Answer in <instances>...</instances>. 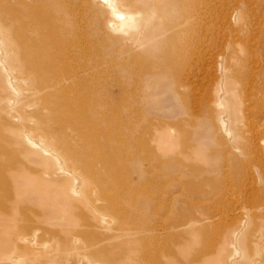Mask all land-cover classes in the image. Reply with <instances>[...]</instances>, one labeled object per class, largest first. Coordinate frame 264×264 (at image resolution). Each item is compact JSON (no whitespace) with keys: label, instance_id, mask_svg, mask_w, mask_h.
<instances>
[{"label":"rangeland","instance_id":"rangeland-1","mask_svg":"<svg viewBox=\"0 0 264 264\" xmlns=\"http://www.w3.org/2000/svg\"><path fill=\"white\" fill-rule=\"evenodd\" d=\"M63 1L64 0H59L60 3ZM250 1L253 2V0H239V1L228 0L227 2L225 0L226 4L229 5H226L224 3L225 5L223 4L222 6L218 4L217 5L214 4L212 6V9L214 8V10H216L217 8V10L218 9L219 10L218 12L217 10L215 12L214 10L213 11L211 10V14H212L211 22H213V24L216 25L217 29L210 22V24L213 25V26L210 25V28L212 27L213 31H211V35L209 37V42H211L210 46L211 45L212 46L209 47V51H208L209 54H211V57L210 55H208L209 57L208 59H210V61L207 60V62L209 61L207 65L209 64L210 68L208 69L203 68L204 70L201 69L200 71L198 70L199 72L197 71L195 73V76L197 77H194L193 83L190 84L187 83L188 86L185 85V80L179 76V72L177 71V67L179 66L180 63L173 62L168 59V56L172 51V46L176 43V41L179 38L181 39V37H170L167 40L158 41V43L156 44L155 43L153 44L152 41H148L146 43L144 42V44H141V46L137 47V45H135L133 41L135 42L140 37V35H137L136 33H134V31L132 37L123 39L122 40L123 44L121 43L120 45L114 44L110 41H109L110 42L109 45L105 44L107 42H103V41H107V40L105 38H103L102 40V36H104L103 34H101V36L96 35L97 36L96 38V36H90V34H88V31L86 32V34L89 35V36L86 35V38L83 40V42L85 43L83 44V49L85 48L86 49L85 50L82 49L83 51L80 57L81 58L80 61L82 62L81 65L85 71V75L88 74L90 70L94 69L95 71L98 70V72L103 73V75L106 78L108 77L109 80L107 78L106 80L107 82H105L104 84L103 82H101L97 85L98 83L97 82L95 84V87H97L99 90L96 88V93L89 94L87 95L88 97L87 96L80 97L83 98V100L88 99L89 101H87V104L86 101L81 102V99L76 97L75 98L73 97L72 99H69L67 101L64 100L67 103H64V107L61 109L62 117L57 116L55 118H52L55 122L53 120L51 122L53 123V125H56L55 124L56 121L59 123L60 122L63 123V121H66L68 124L70 123L68 125L69 127L67 126V129L60 128L62 131L60 130L59 132L60 134L59 138L62 137V140H64L65 138L63 144L68 143L67 146L70 149H72L71 151H75L74 153L76 155L73 154L72 158H76V159L78 158V160H76L79 164V168H77L76 170L77 175H80V177L85 178L87 174L95 176L96 174H98L99 171V174L96 175L98 178L96 176L95 178L98 179L101 183L100 185L102 190L104 191L103 194L104 197L102 196V194L97 196L94 195L95 197L93 199L99 197L100 201L97 202L99 210L102 213L105 212L104 213L105 215L109 213L111 216L108 214L109 216L107 215L104 222H100L99 220L92 217L90 213L91 211L90 205L81 201L78 203L76 202L75 203L76 205L72 206L69 209L70 213H68V209H65V212L64 210H62L61 212L56 211L57 212L55 216L56 219L54 217L51 220L52 222L43 223L41 224V226H68V224H65L67 221H72L75 224V226H89V225L90 226L91 225L92 226H127V225L128 226H147V225L176 226V224L177 226L186 225L188 226V229H186L187 232L184 231L180 233L179 236L181 237H177V246H176L177 252L183 254L191 253V252L192 254H195L196 252H199V250L200 251L204 250L205 247L211 249L212 247L216 246L222 237V235H220L221 227L224 226L225 223H226L225 226H231V229L238 228V226H240L241 223H242L241 226H255V223H258L256 224V226H264V209H263L264 205L260 204L263 201L264 192H262L263 194L262 193L256 194L254 192L255 188H258L259 186L262 187V183L260 182L259 178H257L256 176L259 175L258 172H260L259 170L263 169L264 165L261 164L260 160L259 161L255 160L254 156L251 155V153L253 154L255 148H257L258 146L262 150L264 149V143H263L264 134L256 130L258 128H256L257 125L254 123L256 121V118L258 120L261 119V116L257 111L258 109L257 110L254 109L261 107L264 103L263 101L264 96L262 95L264 94V45H262L264 44V0H254V3H250ZM12 2H14V0H9V3L12 4ZM31 2H32V7H34L35 11L40 12L41 10L43 12V13L40 12L41 14H46L45 10L48 7H51L45 0H32ZM65 2H67V0H65ZM245 2L247 4H245ZM75 3H77V0ZM158 4L159 2L157 0H150V3L148 5L149 7H147L146 10L148 11L147 13L148 17L140 21L142 22L141 26H145V28L147 27L148 30L149 29L152 30L155 27L157 28L159 24L168 23V20H166L163 12L164 9H166L167 7L165 5H161V4L158 5ZM238 4H240V6H238ZM247 5L248 8H246ZM133 6L136 7V5ZM225 6L226 7L228 6L227 7L228 9L225 8ZM16 7L19 8V5H16ZM129 7L130 6H128L127 4H125V6H122V8L125 10L130 9ZM222 7L225 9H223ZM229 7L231 9L230 12H229ZM237 7H239L240 9L239 14L243 13V15L241 14L242 15L241 26L239 25L235 29V27H233L235 26V24H230V21L228 20L229 17L232 16L233 13H235V9ZM141 10L143 11V9ZM222 13L224 16L222 15ZM228 13L231 14L229 15ZM244 14L247 16H245ZM225 16L227 17L225 18ZM244 16L245 18L248 17L246 18L248 20H246ZM244 19L246 20V22ZM220 20L222 21V23ZM219 21L221 23V27L219 25L220 24ZM38 22H40L42 27L41 28L42 32L40 33V35L43 36L41 40H43L44 42L50 40L52 42L53 40L55 41L58 38H60V36H63L61 35V31L59 30L60 29L59 20H54L52 18H49L47 19V21L43 19V21H38ZM91 22H93V20ZM0 23L2 24L3 22ZM86 23L88 24L89 22L86 21L85 24ZM255 23L257 24L255 25ZM85 24L83 23L84 26L87 25ZM92 24L94 26H97V23L95 24V22H93ZM227 24L229 25L227 26ZM35 26H36L35 22L31 21V31L26 30V32H24V29L20 28L17 32L18 34H16V32L14 31L12 32V34L14 35L12 37L18 35L15 39L22 40L21 35H23V33H26L27 35L31 34V39L35 40V37H37L36 36L37 33L34 32L33 30ZM249 26H250L249 29L252 28L254 29V30L252 29L253 32L247 29ZM229 27L232 28L231 30L232 32H237L240 35V37H242V35L244 37H248L249 39L252 37L251 38L252 40L251 39L249 40L248 38H246L247 39L246 40L243 37V39H245L244 41H247L251 44L253 48L251 52H247L248 53L247 54L245 53L246 51L240 50L237 52V51H232V49H226V51L223 52L220 49L219 44L225 42L223 38L225 39L226 36L228 35L230 36V34H232V32H230L231 28ZM13 28L14 26L11 25L10 29ZM16 29L17 28L13 30L16 31ZM223 29L229 32H225V30ZM214 31L216 32L214 33ZM249 31L252 33H250ZM243 32H245L246 35L243 34ZM110 33L111 32H108V34ZM114 34L117 35L119 33H114ZM222 34L224 37L222 36ZM247 34H251L252 36L250 35L247 36ZM253 35L255 36V38ZM184 36H186L185 33L182 35V39H181L182 42L186 40L187 36L186 37ZM219 36L222 38H220ZM71 37L72 36L69 35L70 39ZM258 38L259 40H257ZM63 39L65 38L63 37ZM98 39L100 40L101 43L102 42L103 43L101 44L98 41ZM220 39H222L221 42H219ZM37 40H35L34 42L38 45H41L40 39L38 41ZM261 42H262L261 44L262 46L259 45ZM0 44L2 46V49L6 47V40L2 38L1 35H0ZM217 44L219 47L216 46ZM110 46L111 49H109ZM116 46L117 48H115ZM118 46L120 48L122 47V49L119 48L122 51L118 49ZM261 48L263 49L262 51L263 53H261ZM123 50L124 51L128 50V51L124 52ZM113 51L114 53H112ZM116 51L118 53H115ZM85 52H87V54ZM88 52H91L89 53L90 54L89 56H88ZM244 53L245 55L243 56ZM91 54H93V56ZM4 56L6 58L7 54L5 53ZM1 57L2 55L0 54V58ZM94 57H95L94 59L95 61H92L93 63H91L90 60L91 59L93 60ZM218 57H220L219 60L221 62L219 63V65L222 67L221 69H223L224 71L225 74L224 77L222 76L223 72L222 70H220V66H218V62H219L217 61ZM227 57L230 60L229 59L227 60ZM85 58L86 59L88 58L87 59L88 62L86 61ZM215 59L217 62L215 61ZM94 62L96 64H94ZM215 65L218 67L216 68ZM252 67L254 69H252ZM217 69L220 73L217 72ZM104 71L106 72L104 73ZM191 72H195V71L193 70ZM238 75H240V77H236ZM5 77L6 75L4 71L0 70V82H1L0 95H2V98H5L1 101V105H0L1 106L0 166L5 165L6 167L9 168L11 164L12 165L15 164L17 166L14 169L11 170L5 169V171L0 172V179L1 178L3 179V180L1 179L2 181H0V190H1L0 199L2 204L11 203L10 199L8 198L6 199L4 195L7 189H9L8 191L9 196L11 195L13 197V201L16 200L18 202L19 212L10 213L8 207H3V205H1L0 218L4 219V221L0 219V226H31V220L45 219L44 217L42 218V216H44L45 209L43 208V205L40 204L38 199L43 200L44 198L43 194H46L48 193V191L51 190V187H53L52 183L56 184L57 182L59 183L62 180H60L58 176H55L52 179L51 178H47L46 180L43 179V182L45 181L44 186L36 182L40 175L38 172V166L37 164H35V162L27 161L24 155L26 149L20 143L19 139L16 136L12 135L11 127L15 125H19L23 127L25 125L26 129L30 130V134L32 132V135L35 139L43 140L42 142H46L49 149H51L55 153L58 154L61 153L62 147H60L56 143L49 142V140L45 137L46 133L43 132L41 129L36 131L33 130L32 128L33 122H31L30 120L35 115V113L32 112L33 109L35 110L37 107L41 105L50 107L53 103L56 102L57 100L56 97L58 96V93H56L57 92L56 90L54 91L50 90L46 93L47 95L43 93L31 94L30 93L31 85L26 80L17 82L16 86L18 89L17 92H15V95L14 93H7L5 90L4 91L2 90L4 89L3 83ZM238 78H241L242 80L239 79L240 80L239 81ZM101 84L103 85L101 86ZM107 85H109V87ZM219 85L220 87L223 86L221 90H219L220 88ZM100 88L103 90V93L101 92ZM113 88L115 89L113 90ZM123 93L127 94L125 95L127 98H125ZM220 93L222 94V96H220L221 95ZM10 94H12L13 97ZM50 95L51 97H49ZM246 95H248L249 97ZM48 97L49 99H47ZM9 98L12 101L13 105L9 104L10 106H8L7 100ZM109 99L110 101L111 100L112 101L110 102ZM216 99L217 101L219 99V102H216ZM31 100L34 102L33 106H31ZM48 100L50 101L48 102ZM100 100L103 102H101ZM218 103L219 105L221 103L222 104L220 106H217ZM83 106L84 109H82ZM64 109H69L71 111L69 112L67 110L68 112L67 113L64 111ZM62 112L64 113V115ZM90 112L91 114H89ZM32 113L34 114L32 115ZM219 113L222 114L224 113L223 114L224 119L225 117H227L226 118V120L228 121L227 128H229L231 131L227 133L220 130H217V132L215 131L216 129L215 126L213 125L212 119L218 115H222ZM26 114L28 115L27 117ZM10 115L12 116V119H10L11 118ZM254 115H255V120L253 118ZM13 116H15V118ZM212 116L214 117L211 119ZM249 117L250 120L248 119ZM252 124H254L255 127L252 126ZM232 127L233 129H231ZM128 131L130 132L128 133ZM83 132L84 133L88 132L89 135L87 133H85L86 134L85 135ZM63 133H65L67 137ZM228 133L231 134L229 135ZM259 133L263 137H261ZM112 134L114 136V140ZM251 134L254 137L250 139ZM257 134L259 135L260 138H263V140H261L260 138L258 139L259 144L258 141H254L255 138H256L255 140H257L258 138ZM110 136H112L111 138L112 141H110L111 139H109ZM86 137L89 138L90 140L92 138L91 140L92 142H89L90 140L87 139ZM93 137L94 139L96 138L95 139L96 141L93 139ZM132 138L133 140L135 139L138 140L135 141V143H133L134 141L132 140ZM127 139L130 141H128ZM70 142H72L73 144H71ZM74 142L77 144H75ZM85 144H89L87 149L85 147L87 145ZM70 146L73 148H71ZM90 147L94 149H90ZM99 149H101V151H99ZM242 149L247 150L246 154H248L249 156L245 157L241 155L243 151ZM76 151L78 153L79 152L82 153L81 157H80L81 153L78 154L76 153ZM89 151L90 153L91 151H93L94 153L93 152L92 153L94 155L92 153H91L92 155H89L90 154ZM227 154L229 156H226ZM83 156L85 157L83 158ZM87 156L89 158L92 156L91 160L94 159L92 160L94 162L89 161L90 159L88 160ZM205 158H207V160H211L210 162L214 163L212 165L213 169L210 170L211 172L210 171L205 172L208 165H205L203 162H201L200 164V161H202L201 159H205ZM233 159L240 160L239 161L240 163L237 164L239 165L238 167L236 163H232ZM88 161L90 164L92 163L95 164V165L92 164L93 166L89 164V166L93 167V168L90 167L91 168L90 170L86 169L88 168ZM80 162L82 165L80 164ZM85 162L87 164H85ZM228 163L234 166H232L231 168V165L230 164L228 165ZM224 164L228 166V169L223 166ZM65 165L66 166L71 165V162L67 161L65 162ZM254 165H257L259 168L257 167V170H253L254 168L256 169ZM102 166L104 167L107 166L106 167L107 170L108 168H110L112 171L109 169L108 172H106L107 171L106 168L102 169ZM236 168L240 171L243 184L246 183L247 186L250 185L249 183L251 181L250 178L253 177L252 183L255 184L256 182V187H253V184L251 183V188L247 187V189H245V191H243L242 193H240L241 191L238 192L239 190L237 189L236 192V189L234 190L235 185H232L233 188L231 186L232 182L235 183V181L232 179H234L233 173ZM82 169L83 171L84 169L87 170L86 171L87 174L85 173V171L83 172ZM114 170H116L117 172L116 171L113 172ZM25 171L27 172L26 174ZM198 172H200V174ZM218 172L219 175L217 174ZM248 175H251L252 177ZM102 177L103 179H101ZM206 177L209 180L207 181L204 180ZM19 179H20L19 183L20 185H22L21 186L22 189L24 188V186L25 187L32 186L33 189L41 187L42 188L41 192H39L41 197H39L40 195L36 196V194L33 192L31 193V191L25 192L24 190L15 189L14 185L15 183H17V180ZM243 184L241 186L246 187V185ZM192 185H194L193 186L194 188L192 187ZM195 187L196 188L199 187V190L202 189V192H200L199 190L198 192ZM154 188L156 190H154ZM158 188L159 191L161 190L160 192L157 190ZM249 193H251V195ZM261 197L262 199H260ZM247 200L250 201L251 205H249L250 203ZM240 203L244 205L243 208ZM109 204H112L111 206L113 209L112 208L110 209ZM246 206H248V208ZM256 206L258 208H256ZM115 207H117L116 210ZM237 208L241 210L237 211ZM144 209L147 210L145 211V213H147L146 215L145 213H143ZM254 209L257 210V212ZM220 212H221V217L219 218ZM243 213H245V215H243ZM143 215L144 217L147 216L148 219L147 217L144 219ZM248 215H250L251 219ZM216 216H218V218ZM260 216L261 218H259ZM207 218L208 220H206ZM211 218L214 220L212 221ZM5 219L6 221L7 220L8 221L6 222ZM10 219L18 222L15 221L12 222ZM142 220L145 222H143ZM192 220L195 222L192 223ZM256 220L260 222H257ZM209 221L211 223L213 222L212 225H210L211 223H207ZM4 222H6V224ZM53 222L56 224H53ZM61 223H64L65 225L63 224L60 225ZM73 223L72 226L74 225ZM207 226L209 227L208 228L209 230L207 229L208 231L206 230ZM210 228L213 230V232L210 230ZM209 232L212 233V235H210ZM214 232H216V234ZM250 232L253 233L254 235L253 234L251 235ZM250 232L248 230H245L243 234L248 235V237H250L252 240L254 238L257 240L259 239V242L261 243V240H263L264 237V233H263L264 227L260 231H255V233L253 231ZM205 236L206 237L209 236V239L208 237L206 238ZM113 240H118V239H113ZM206 240L208 241V243ZM203 245L205 246L203 247Z\"/></svg>","mask_w":264,"mask_h":264},{"label":"bare ground","instance_id":"bare-ground-1","mask_svg":"<svg viewBox=\"0 0 264 264\" xmlns=\"http://www.w3.org/2000/svg\"><path fill=\"white\" fill-rule=\"evenodd\" d=\"M31 1L32 0H14V2H12V4H11V3H9V0H0V22H3L2 24L0 23V35L2 38H4L6 40V47L5 48L2 49V46L0 44V54L2 55V57L0 58V70L4 71V73L6 75V77L4 79V83H3L4 89H2V90L3 91L5 90L7 93H14V95H15V92H17V89H18L16 86L17 82L22 81V80H26L31 85V92H30L31 94H41V93L46 94L50 90H52V91L56 90L57 91L56 93H58V96H57L58 98L56 97L57 100L55 103H53L50 107L41 105L42 107L39 106L35 110L33 109L32 112H34L35 115H34V117H32V115L34 114V113H32V115H31L32 118L31 117H29V118H31L30 120H31V122H33V126H32L33 130L36 131V130L41 129L43 132H45L46 133L45 137L49 140V142L56 143L60 147H62L61 153L58 154V153H55L54 151H52L51 149H49L47 146V143L42 142L43 140L35 139L32 135V132L30 134V130H27L25 125L23 127L19 126V125H15V126L11 127V133L13 136H16L19 139L20 143L26 149L24 155H25V158L27 159V161L28 162H35V164H37L38 172L40 174L39 178L36 181L38 184L44 186L45 181L43 182V179L44 180H46L47 178L52 179L55 176H58V178L62 181L59 183L57 182L56 184L52 183L53 187H51V190L48 191V193L43 194L44 195L43 200L41 199L42 200L41 201L38 199L40 204H42L43 208L45 209L44 210V216L40 215V216H42V218L43 217L45 218L44 220H31V226H0V264H264V237L260 243L259 239L257 240L254 238L255 240L253 239L254 240L253 241L250 237H248V235L243 234L245 232V230H248L249 232L253 231L254 233H255V231L262 230V228L264 226H256V224H258V223H255V226H241L242 225V223H241V225L238 226V228H236V229H231V226H225L226 225V223H225V225L221 227V234L220 235H222V237H221L220 241L218 242V244L216 246L212 247L211 249H208L205 247L204 250H202V251L199 250V252H196L195 254H192V252L183 254V253L177 252V250H176L177 237H181V236H179L180 233H182V232L186 231V229H188V226H186V225L185 226H177V224H176V226H148V225L147 226H128L126 223L127 226H92V225L91 226L90 225L89 226H75V224L72 221H67L65 224H68V226H41V224H43V223L52 222L51 220L56 216V213H57L56 211L61 212L62 210H64V212H65V209H68V213H70L69 209L72 206H75L76 202L78 203L81 201L90 205V207H91L90 213H91L92 217L99 220L100 222H104L107 215L109 214V213L108 214L106 213L107 215H105L104 214L105 212L102 213L99 210V207L97 205V202L100 201L99 197L93 199L97 195L102 194V196H103V194H104V191L102 190L101 185H100L101 184L100 181L95 178V176L99 174V171H98V174H96V172H95L96 175L93 176V175L87 174V172H86L87 170L84 169L85 173L87 174L85 176V178H82V177H80V175H77L76 170H77V168H79V164L76 160H78V158L77 159L72 158L73 154H75L74 153L75 151H71L72 149H70L67 146L68 143L63 144V141H65V138H64V140H62V137L59 138L60 130L61 129H67V126L70 123L68 124L66 121H63V123L62 122L59 123L56 121V123H55L56 125H53V123L51 122L53 120L52 118H55L57 116L62 115L61 109L64 107V103H67L65 101L72 99L73 97L74 98L75 97L80 98L82 96L85 97L89 94L96 93L97 87H95V84L97 82H98L97 85L101 82H103V84L105 82H107L106 80L108 77L106 78L103 75V73L98 72V70L95 71L94 69H92V70H90V72H88V74L85 75V71L81 65L82 62L80 61L81 60L80 57H81L82 51L86 49V48L83 49V44H85L83 42V40L86 38V35H87L86 32L88 31V34H90V36H96V35L101 36V34H103L104 36H102V40H103V38H105L107 41H103V42H107L105 44H108V45L110 42L117 44V45L118 44L120 45L121 43L123 44V41H122L123 39L131 38L132 35L134 33H136L137 35H140V37L135 42L133 41V43H135V45H137V47L141 46V44H144V42L146 43L148 41H152L153 44L154 43L156 44V43H158V41L167 40L170 37H181V39H182V35L185 33V35L187 36V37L184 36V37H186V40H184V42H182V40L179 38L176 41V43L172 46V51L170 52L168 59L170 61L180 63L179 66L177 67V71L179 72V76L185 80V85L188 86L187 83H189V84L193 83L194 77H197V76H195V73L198 70L200 71L203 68H205V69L210 68L209 64L207 65V63L210 61V59H208L209 58L208 55H210V57H211V54H209V52H208L209 47L212 46V45L210 46L211 42H209V37L211 35V31H213V28L211 27L212 28V30H211L210 25L211 26L214 25L213 22H211L212 21L211 20V15H212L211 10L212 11L214 10V8L212 9V6L214 4H216V5L218 4V5L222 6L224 3L226 4V2L228 0H226V2H225V0H157L159 2V4L165 5L167 7L166 9H164L163 12H164V16H165L166 20H168V23L159 24V26L157 28L155 27L152 30L151 29L148 30L147 27L145 28V26H141L142 22H140L144 18L148 17V15H147L148 11H146V10H147V7H149L148 5L150 3V0H77V3H75L76 0H67V2H65V0H64L61 3L59 2V0H45L49 4V6H51L45 10L46 14H41L40 13V12H42L41 10H40V12L35 11L34 7H32ZM237 1H239V0H237ZM250 3H254V0H253V2L250 1ZM125 4L130 6L129 7L130 9H128V10L123 9L122 6H125ZM245 4H247V3L245 2ZM16 5H19V8L16 7ZM133 5H136V7H134ZM226 5H229V4H226ZM238 6H240V4H238ZM227 7L225 6V8H227ZM225 8H223V9H225ZM246 8H248V5ZM141 9H143V11ZM250 9H251V7H250ZM216 10H217V8H216ZM216 10H214V12ZM218 10H217V12H218ZM230 10L231 9L229 7V12H230ZM239 13H240V9H239V7H237L235 9V13H233L232 16H230L229 20H228V21H230V24H235V26H233V27H235V29L237 26H239V25L241 26V24H242L243 13H241L242 15ZM226 14H227V12H226ZM245 14H246V12H245ZM222 15H223V13H222ZM217 16H220V15H217ZM245 16H247V15H245ZM245 16H244V18H245ZM226 17L227 16H225V18ZM49 18H52L54 20H59V22H60V24H59L60 29L59 30L61 31V35H63V36H60V38H58L55 41L53 40L52 42H51V40L44 42L43 40H41V38H43V36L40 35V33L42 32V30H41L42 27H41L40 22H38V21H43V19H45L47 21V19H49ZM213 18H214V16H213ZM246 18H248V17H246ZM91 19L93 20V22H95V24L97 23V26H94L92 24L93 22H91L92 21ZM246 20H248V19H246ZM246 20H245V22H246ZM31 21H34L35 25H36L35 28H33L34 32L37 33L36 34L37 37H35V40H37L39 38L41 41V43H40L41 45L36 44L34 42L35 40L31 39V34L27 35L26 33H23V35H21L22 40L15 39L18 35L17 36L15 35V37H12V36H14L12 34V32L14 31V32H16V34H18L17 32L20 28H23L24 32H26V30L31 31ZM84 21L85 22L87 21L89 23L88 24L86 23L87 24L86 25ZM220 21H219V23H220ZM210 22L213 25L210 24ZM225 22H227V21H225ZM14 23H15V25H14ZM83 23L86 26H84ZM221 23H222V21H221ZM221 23L219 24L220 27H221ZM256 24L257 23H255V25ZM11 25L14 26L13 29L17 28L16 31L13 29H10ZM228 25L229 24H227V26ZM214 26L217 29L216 25H214ZM253 26H254V24H253ZM224 27H225V25H224ZM229 28H231V27H229ZM249 28H250V26L247 29H249ZM235 29H233V30H235ZM252 29H249V30H251L253 32L254 29L253 30ZM223 30H225V29H223ZM231 30H232V28L230 29V32H232ZM133 31H134V33H133ZM244 31H245V29H244ZM108 32H111V33L108 34ZM215 32L216 31H214V33ZM225 32H229V31L225 30ZM252 32H250V33H252ZM114 33H119V34L115 35ZM112 34H114V35H112ZM243 34H245V32H243ZM69 35L72 36L71 39L69 38ZM248 35L252 36L251 34H247V36ZM87 36H89V35H87ZM222 36H223V34H222ZM228 36H226V38H227V39L225 38L226 40L223 38V40L225 41L224 43L219 44L220 49L223 52H225L226 49H232V51H237V52L240 50H243V51H246L245 53L251 52L253 50L251 44L247 41H244L248 37H244L243 35H242V37H240V35L237 32H232V34H230L229 37ZM63 37L65 39H63ZM243 37L245 39H243ZM96 38H97V36H96ZM220 38H222V37H220ZM254 38H255V36H254ZM217 39H219V38H217ZM221 40L222 39H220L219 42H221ZM257 40H259V38ZM98 41L100 42L99 39H98ZM152 42H151V44H152ZM262 42H263V40H262ZM262 42L260 44L259 43L258 44L261 45ZM105 44H104V46H105ZM255 45H256V43H255ZM262 45H264V44H262ZM216 46H218V44ZM115 48H117V46ZM119 48L120 47L118 46V49ZM109 49H111V46ZM120 49H122V47ZM148 49H151V48H148ZM91 51H92V49H91ZM108 51H110V50H108ZM114 51L112 53H114ZM120 51H122V50H120ZM126 51H128V50H126ZM126 51H124V52H126ZM262 51H263V49L261 48V53H263ZM148 52H149V50H148ZM5 53L7 54L6 58L4 56ZM85 53L87 54V52H85ZM89 53H91V52H88V56L90 55ZM115 53H118V52L116 51ZM245 53L243 54V56L245 55ZM91 55L93 56V54H91ZM212 56H214V55H212ZM257 56H259V55H257ZM90 58H92V57H90ZM87 59H86V61H87ZM94 59H95V57L93 58V60L91 59L90 62L93 63L92 61H95ZM216 59H215V61H216ZM219 59H220V57H218V60H217V61H219L218 66H220L219 63L221 62ZM228 59L229 58L227 57V60ZM207 60H209V61L207 62ZM82 61H83V59H82ZM94 64H96V63L94 62ZM117 65H119V64H117ZM218 66H216V68ZM241 66H242V64H241ZM253 66H256V65H253ZM244 67H242V68H244ZM221 68L222 67L220 66V70H222V72H223L222 76L224 77L225 74H224L223 69H221ZM218 69H217V72H219ZM252 69H254V68L252 67ZM193 70L195 72H191ZM233 70H235V69H233ZM105 72L106 71H104V73ZM213 75H214V73H213ZM220 76H221V74H220ZM236 77H240V75H238ZM239 79L242 80L241 78H238V80ZM108 80H109V78H108ZM195 80H196V78H195ZM103 84H101V86ZM107 86L109 87V85H107ZM116 87H117V85H116ZM219 87H220V85H219ZM222 87L223 86H221L219 88V90H221ZM114 89L115 88H113V90ZM118 89H119V87H118ZM101 92L103 93L102 89H101ZM50 94H52V93H50ZM222 94L220 96H222ZM10 95H12V94H10ZM125 95H127V94H124V96ZM248 95H246V96H248ZM262 95L264 96V94H262ZM12 97H13V95H12ZM49 97H51V95ZM49 97L47 99H49ZM89 97H91V96H89ZM86 98H84V99H86ZM125 98H127V97L125 96ZM3 99H5V98H2V95H0V105H1V101ZM80 99H81V102L86 101V104H87V101H89L88 99L87 100H83V98H80ZM32 100H31V106L34 105V102ZM94 100H95V98H94ZM225 100H226V98H225ZM258 100H260V99H258ZM7 101H8V106H10L9 104H12V101L10 100V98ZM7 101H6V104H7ZM26 101H28V100H26ZM49 101L50 100H48V102ZM109 101H110V99H109ZM263 101H264V99H263ZM90 102H91V100H90ZM101 102H103V101H101ZM216 102H219V99H218V101L216 99ZM220 105H219V103L217 104V106H220ZM90 106H87V107H90ZM258 106H259V104H258ZM258 106H256V107H258ZM0 108H1V106H0ZM11 109H13V108H11ZM79 109H78V111H79ZM82 109H84V106L82 107ZM67 110L69 112L71 111L69 109H64L65 112H67ZM96 110H95V112H96ZM254 110H257L259 115L261 116V119L258 120L256 118L255 122H254L255 115L253 117L254 118L253 122L257 125L256 128H258L256 130L259 131L260 133L264 134L263 133L264 132V103L261 107L255 108ZM15 111H16V109H15ZM102 111H104V110H102ZM86 113H87V111H86ZM89 114H91V112ZM100 114H101V112H100ZM107 114H108V112H107ZM219 114H222V113H219ZM223 114L218 115L216 117L212 116L211 119L214 117L212 120H213V125L215 126V129H216L215 130L216 132H217V130H220V131L227 133L231 130L229 128H227V122H228L226 120L227 117H225V119H224ZM225 114H227V113H225ZM63 115H64V113H63ZM250 115H251V113H250ZM15 116H13V117L15 118ZM27 116L28 115L26 114V117ZM206 118H208V117H206ZM10 119H12V116ZM248 119L250 120V117ZM16 120H17V117H16ZM24 120H25V118H24ZM85 125H86V123H85ZM132 126H131V128H132ZM252 126L255 127L254 124H252ZM72 128H73V126H72ZM204 128H205V126H204ZM129 129H130V127H129ZM231 129H233V127ZM252 129H254V128H252ZM252 129H251V131H252ZM201 130H203V129H201ZM130 131H128V133ZM169 131H171V130H169ZM77 132H78V130H77ZM85 133L88 134V132H85ZM244 133H245V131H244ZM253 133H255V132H253ZM63 134L65 135V133H63ZM112 136H113V134H112ZM112 136H110L109 139H111ZM141 136H143V135H141ZM260 136L263 137L264 135L262 136L260 134ZM80 137H83V136H80ZM201 137H203V136H201ZM252 137H254V136H252V134H251L250 139ZM38 138H41V137H38ZM133 138H132V140H133ZM229 138H230V136H229ZM259 138L260 137L258 135L257 140H255L256 139L255 138L254 141H258ZM87 139H89V138H87ZM93 139H94V137H93ZM129 139H130V136H129ZM260 139L263 140V138H260ZM89 140H87V141H89ZM91 140H92V138H91ZM91 140L89 142H92ZM113 140H114V136H113ZM137 140L136 139L133 140L134 141L133 143H135V141H137ZM110 141H112V139ZM110 141H108V142H110ZM128 141H130V140H128ZM70 143L73 144L72 142H70ZM75 144H77V143H75ZM89 144H91V143H89ZM89 144H85V145H87V146H85L86 149H87ZM258 144H259V141H258ZM91 147H92V145H91ZM91 147H90V149H94ZM71 148H73V147H71ZM74 149H76V148H74ZM84 151H85V149H84ZM99 151H101V149H99ZM87 152H88V150H87ZM92 152L93 151H91V153ZM76 153H78V152L76 151ZM80 153L81 152H79L78 154H80ZM89 153H90V151H89ZM91 153L89 155H92L94 152L92 154ZM246 153H247V150H243L241 155H243L245 157L249 156ZM81 155H82V153L80 154V157H81ZM251 155L254 156L255 160H258V161L260 160L261 164L264 165V149L262 150L258 146L257 148H255L253 154L251 153ZM226 156H229V155L227 154ZM84 157L85 156H83V158ZM91 157L90 158L88 157L87 159L88 160L90 159L89 161L94 160V159L91 160ZM100 160H101V157H100ZM201 160L202 161H200V164H201V162H203L205 165H208L205 172L206 171L208 172L211 169H213L212 165L214 163L210 162L211 160H207V158L201 159ZM222 160H221V162H222ZM67 161H70L71 165L66 166L65 162H67ZM89 161H88V168H86V169L90 170L91 168H93L91 166H93L92 164H94V163H92V162H94V161L91 162L92 164H90ZM239 161L240 160L233 159L232 163H236V165H237L240 163ZM81 162H80V164H81ZM85 164H87V163L85 162ZM89 164L91 166H89ZM229 164L230 163H228V165ZM225 165L226 164H224L223 166L228 169V166L226 165L227 166L226 167ZM16 166L17 165H15V164H13V165L11 164L10 168L6 167L5 165L0 166V172L5 171V169L6 170L14 169V168H16ZM232 166H234V165H231V168H232ZM238 166L239 165H237V167ZM254 166L256 167V169L254 168L253 170H257L258 166L257 165H254ZM106 167L107 166H105V167L102 166V169L106 168ZM109 169L110 168H108V170ZM236 169L233 173L234 179H232L235 181V183L232 182L231 186L235 185L234 190L236 189V192H237V189H238L239 190L238 192L241 191L240 193H242L243 191H245V189H247V187L251 188V183H252L253 177L251 175H248V176H251L252 178H250V180H251L249 182L250 185L247 186L246 183L243 184L242 179H241V175H240V171L238 169L237 170ZM263 169H264V167H263ZM263 169L259 170L260 172L257 171L259 175L256 174L257 175L256 177L259 178L260 182L262 183V187L259 186L260 188L259 187L255 188L254 192L256 194L264 192V170ZM106 170H107V168H106ZM108 170L106 172H108ZM82 171H83V169H82ZM115 171L116 170H114L113 172H115ZM257 172H255V173H257ZM26 173L27 172L25 171V174ZM104 173H105V171H104ZM198 173L200 174V172H198ZM217 174L219 175V172ZM100 175H102V174H100ZM253 176H255V175H253ZM1 179H0V181L3 180V179L2 180ZM101 179H103V177ZM104 179H105V177H104ZM204 180L207 181L209 179L206 177ZM19 181H20V179L17 180V183H15V185H14L15 189L24 190L25 192L31 191V193L32 192L35 193L36 196L40 195L39 192H41V189H42L41 187L33 189L32 186H26V187L24 186V188L22 189V187H21L22 185H20ZM241 182L243 185H246V187L241 186L242 185ZM252 184H253V187H256V182H255V184L254 183H252ZM49 186H51V185H49ZM193 186L194 185H192V187ZM218 187H219V185H218ZM230 187H229V189H230ZM232 188H233V186H232ZM196 189L198 191L199 187ZM154 190H156V189L154 188ZM157 190L159 191V188ZM8 191H9V189H7V191L4 195H5L6 199L7 198L10 199L11 203L10 204H4V203L2 204L1 199H0V207H1V205H3V207L9 208L10 213H12V212L18 213L19 212L18 202L16 200L13 201V197L11 195L9 196ZM199 191L202 192V189H200ZM251 191H252V189H251ZM249 194L251 195V193H249ZM39 197H41V195ZM262 197L260 199H262ZM227 199H229V198H227ZM247 201H249V200H247ZM249 203H250V201H249ZM253 203H255V202H253ZM240 204L242 205V203H240ZM260 204L264 205V197H263L262 203H260ZM109 205H110V209H111L112 204H109ZM231 205H232V203H231ZM249 205H251V203ZM121 206H122V204H121ZM125 206H126V204H125ZM243 206L244 205H242V208H243ZM232 207H233V205H232ZM237 207H240V206H237ZM246 207L248 208V206H246ZM116 208L117 207H115V210H116ZM256 208H258V207L256 206ZM108 209H109V207H108ZM238 209L239 208H237V211L241 210V209H239V210ZM249 209H246V210H249ZM233 210H234V208H233ZM246 210H245V212H246ZM145 211H147V210L144 209L143 213H145ZM255 211L257 212V210H255ZM242 212H243V210H242ZM229 213H231V212H229ZM146 214L147 213H145V215ZM243 215H245V213H243ZM253 215H254V213H253ZM248 216L250 217V215H248ZM143 217H144V215H143ZM146 217L147 216H145L144 219ZM216 217L218 218V216H216ZM220 217H221V212H220L219 218ZM225 217H226V215H225ZM245 218H246V216H245ZM259 218H261V216ZM55 219H56V217H55ZM147 219H148V217H147ZM250 219H251V217H250ZM1 220L4 221V219H1ZM10 220L12 222L15 221V220L13 221L12 219H10ZM193 220H192V223L195 222ZM206 220H208V218ZM213 220L214 219H212V221ZM5 221H6V219H5ZM254 221H255V219H254ZM6 222H4V223L6 224ZM15 222H18V221H15ZM22 222H24V221H22ZM143 222H145V221H143ZM200 222H201V219H200ZM257 222H260V221H257ZM72 223L74 224L73 226H72ZM207 223H211V222L209 221ZM212 223L210 225H212ZM53 224H56V223L53 222ZM62 224L65 225L64 223H61L60 225H62ZM122 224H123V221H122ZM146 224H147V221H146ZM69 225H71V226H69ZM207 225H209V224H207ZM212 227H214V226H212ZM208 228L209 227L207 226L206 230ZM210 230L213 232V230L211 228H210ZM214 233L216 234V232H214ZM263 233H262V236H263ZM252 234L253 233H251V235ZM210 235H212V233H210ZM207 237L209 239V236H207ZM256 237H257V235H256ZM113 239H118V240H113ZM207 243H208V241H207ZM205 245H206V243H205ZM205 245H203V247Z\"/></svg>","mask_w":264,"mask_h":264}]
</instances>
